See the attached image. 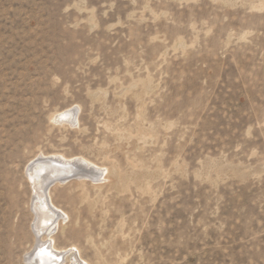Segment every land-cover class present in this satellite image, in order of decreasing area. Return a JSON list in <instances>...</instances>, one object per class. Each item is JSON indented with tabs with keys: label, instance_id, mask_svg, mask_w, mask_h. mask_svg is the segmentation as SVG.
Masks as SVG:
<instances>
[{
	"label": "rangeland",
	"instance_id": "374dc122",
	"mask_svg": "<svg viewBox=\"0 0 264 264\" xmlns=\"http://www.w3.org/2000/svg\"><path fill=\"white\" fill-rule=\"evenodd\" d=\"M41 155L101 168L51 189L63 264H264V0H0V264Z\"/></svg>",
	"mask_w": 264,
	"mask_h": 264
},
{
	"label": "bare ground",
	"instance_id": "6f19581e",
	"mask_svg": "<svg viewBox=\"0 0 264 264\" xmlns=\"http://www.w3.org/2000/svg\"><path fill=\"white\" fill-rule=\"evenodd\" d=\"M75 118L76 111L74 109L58 111L53 116V120H58V122L66 121L72 123ZM43 162L67 166L72 168L67 171V174H73L78 179L83 177L90 178L92 181H98L101 168L83 157L68 159L63 155H41L32 159L28 164L29 166L27 165V179L34 193V196L32 194L33 198H31V210L33 212V231L31 230V233L34 237L35 245L26 253L25 261L28 264H63L69 251H60L56 245L54 233L57 227H60L61 221L64 220L63 216L66 213L55 205L51 189L55 185H63L65 183L54 178L57 173L56 170L45 172V169L40 165ZM77 253V255L75 254L71 257V264H83L82 257L78 251Z\"/></svg>",
	"mask_w": 264,
	"mask_h": 264
},
{
	"label": "water",
	"instance_id": "95a60500",
	"mask_svg": "<svg viewBox=\"0 0 264 264\" xmlns=\"http://www.w3.org/2000/svg\"><path fill=\"white\" fill-rule=\"evenodd\" d=\"M40 165H41V167L43 169H45V172L46 171H54V170H56L57 173H56L54 178H56L57 181H60L62 183H67L68 181H70L72 179H76L73 176V174H67L68 173L67 171L69 169H72V168H69L67 166H64V165H61V164L52 163V162H50V163L43 162ZM83 178H86V177H83ZM83 178H81V179H83Z\"/></svg>",
	"mask_w": 264,
	"mask_h": 264
}]
</instances>
